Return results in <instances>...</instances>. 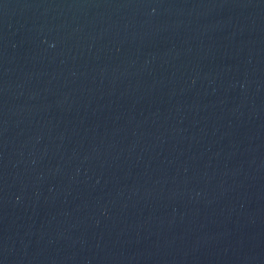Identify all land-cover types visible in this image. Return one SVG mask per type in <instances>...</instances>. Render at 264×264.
Here are the masks:
<instances>
[{
    "label": "water",
    "instance_id": "95a60500",
    "mask_svg": "<svg viewBox=\"0 0 264 264\" xmlns=\"http://www.w3.org/2000/svg\"><path fill=\"white\" fill-rule=\"evenodd\" d=\"M0 264H264V0H0Z\"/></svg>",
    "mask_w": 264,
    "mask_h": 264
}]
</instances>
